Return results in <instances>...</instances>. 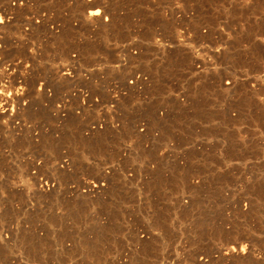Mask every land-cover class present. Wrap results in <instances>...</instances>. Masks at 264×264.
I'll use <instances>...</instances> for the list:
<instances>
[{"label": "bare ground", "instance_id": "6f19581e", "mask_svg": "<svg viewBox=\"0 0 264 264\" xmlns=\"http://www.w3.org/2000/svg\"><path fill=\"white\" fill-rule=\"evenodd\" d=\"M0 264H264V0H0Z\"/></svg>", "mask_w": 264, "mask_h": 264}, {"label": "rangeland", "instance_id": "374dc122", "mask_svg": "<svg viewBox=\"0 0 264 264\" xmlns=\"http://www.w3.org/2000/svg\"><path fill=\"white\" fill-rule=\"evenodd\" d=\"M155 28H156L157 30H158V29L161 30V29H160V26H155ZM135 217H139V216L135 215Z\"/></svg>", "mask_w": 264, "mask_h": 264}]
</instances>
